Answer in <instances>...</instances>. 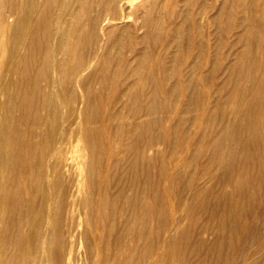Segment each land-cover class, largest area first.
Returning <instances> with one entry per match:
<instances>
[{"label":"bare ground","instance_id":"1","mask_svg":"<svg viewBox=\"0 0 264 264\" xmlns=\"http://www.w3.org/2000/svg\"><path fill=\"white\" fill-rule=\"evenodd\" d=\"M197 1L0 0V264H48L29 258L43 248L31 240L45 236L52 264H71L76 245L60 253L63 231L45 230L48 219H62L60 205L72 219L83 211L85 235L101 241L91 228L100 213L94 191L81 197L87 186L102 195L100 206L116 212L123 204L125 230L130 222L141 229L157 224L165 240L151 257L186 222L191 235L204 241L213 233L214 246H227V264H264L262 7L259 0H210L205 11H195ZM245 5L249 14L234 18ZM68 111L70 124L61 132ZM115 119L118 138L107 129ZM43 138L50 154L38 170L28 156ZM82 140L77 157L73 148ZM15 159L17 175L7 172ZM4 206L11 220L3 229ZM68 230L73 238L75 229ZM137 238L127 241L131 258ZM106 252L98 264L110 263Z\"/></svg>","mask_w":264,"mask_h":264},{"label":"rangeland","instance_id":"2","mask_svg":"<svg viewBox=\"0 0 264 264\" xmlns=\"http://www.w3.org/2000/svg\"><path fill=\"white\" fill-rule=\"evenodd\" d=\"M259 2H260V6L262 7L261 8V15H263V19H264V0H259ZM207 4H210V0H198L196 3H195V6L196 7H194L195 8V11H199V10H204L205 8H207L206 7V5ZM232 6H236V5H232ZM245 7V9L243 10V8ZM237 9H239V10H237ZM237 9H235V13L236 14H234L233 13V15L235 16L236 15V17H234V18H236V19H241V18H243L244 16H246V15H248L249 14V10H247L246 11V9H248L247 8V6L245 5V6H240V8H239V6L237 7ZM241 9H242V11H241ZM237 10V11H236ZM205 11V10H204ZM240 12V13H239ZM244 12H247L246 13V15H245V13ZM210 15V14H209ZM238 16V17H237ZM239 21V20H238ZM128 51V52H127ZM125 53H126V55L128 56V57H131L132 56V52L130 51V49H128V48H126L125 49V51H124ZM131 53V54H130ZM211 65H209V68L211 69V67L213 68V63H210ZM211 66V67H210ZM121 101V100H120ZM119 104V105H118ZM117 105H118V107L120 108V107H122L123 106V103L122 102H119V100H117ZM66 110V109H65ZM65 112H67V111H65ZM65 115H67V116H65ZM62 117L63 118H65V119H63L62 118V120H61V122H60V127L59 128H61L60 129V131L61 132H63V131H66L67 129H68V127H69V118H71V115L69 114V111H68V113H66V114H64V116L62 115ZM66 119H68V120H66ZM65 120V121H64ZM63 121H64V123H63ZM67 121V122H66ZM69 123V124H68ZM113 123V125L111 124V126H108V130L110 131V132H112L114 135H115V137L116 138H118V132H117V129L118 128H116V127H118L119 126V124H118V121H116V119L112 122ZM115 123H117V124H115ZM68 125V126H67ZM113 126V127H112ZM110 127H111V129L112 130H110ZM114 128H116V129H114ZM64 129V130H63ZM66 129V130H65ZM106 128H105V133L107 132L106 130H107ZM114 130H115V132H114ZM104 131V130H103ZM83 141V142H82ZM82 141H80L79 143H77L76 144V146L73 148L74 149V154L75 155H77V157H79L80 155H82V153H84V151H81V149L83 150L84 148H85V140H82ZM42 142H44V144L42 143ZM84 143V144H83ZM83 144V145H82ZM42 145V146H41ZM45 146V148H42V147H44ZM24 146H22V147H19L18 148V151H20V150H22L23 151V148ZM35 147L37 148H35L34 149V151H33V153H32V156H28V157H30L29 158V160H31V162H30V165L33 163V165L32 166H34L35 168H37L38 170L41 168V166H42V158H45V156H49V152L50 151H47V153H45V149H46V140H45V138H43V139H41L40 140V142H38L36 145H35ZM39 147H40V149H39ZM42 148V149H41ZM79 148H81L80 149V153H79V151H78V149ZM39 149V150H38ZM44 149V150H43ZM120 148H118V151L120 152L121 150H119ZM35 150H37V151H35ZM77 150V151H76ZM39 151H40V153H39ZM77 152L79 153V154H77ZM43 153L45 154V155H43ZM23 154H25V153H23ZM91 154V153H90ZM34 156V158H32ZM91 156V155H90ZM42 157V158H41ZM38 158V159H37ZM88 159L89 158H85V162L86 161H88ZM33 160H34V162H33ZM36 160V161H35ZM40 160V161H39ZM44 160V159H43ZM16 161H18L17 159H15V161H11L10 163H9V165L7 166V172H10V174H15L16 173V175L19 173L18 171L19 170H21V167L19 166V162H16ZM38 163V164H37ZM36 164V165H35ZM14 165V166H13ZM9 166H10V168H9ZM16 166H17V168H16ZM19 166V167H18ZM15 168L16 169H18L17 170V172H15L16 170H15ZM27 178V177H26ZM26 180H28V178L26 179ZM88 185V184H87ZM87 185H84L83 186V189L87 186ZM29 186V185H28ZM39 186V187H38ZM63 187V190H62V187ZM37 187L39 188L38 190H39V192H38V190H37ZM41 185H40V183H39V185H37L36 186V193L35 194H37V197H36V195H35V199H34V202H33V204H34V206H33V213H34V217L37 215V213H38V211H36V210H38L39 209V201H40V197H41V194H42V191H43V189L41 190ZM64 187H65V185H64V183L62 182L61 183V185H60V188H58V190H57V194L59 195V196H61L59 193L61 192V194H63L62 192L64 191ZM86 188H87V191H86ZM84 190H83V193H82V195H81V197H85V196H87L88 194H89V192L90 193H92L93 191V193L92 194H94L95 195V198L97 199L96 200V202L98 203V205H97V207L95 208L96 209V212L98 213V211H100V213H98V214H96L94 217V223H93V226L91 227V228H93L94 229V234H98V233H100L99 235L100 236H102L103 238H105V240L103 239V238H101V241H99L98 240V238H95V236L94 237H90V238H88L86 235H85V232H86V230H87V227L89 226L88 224H87V222H88V216L85 214V217H83L84 216V212L82 211V213L80 212L79 213V215H80V217H79V215H77V214H75V215H77V216H74V218L72 219L71 217H72V215L70 214V211H69V209L67 208V207H63L62 205H60V207H59V210L61 211V212H63V211H65L64 213H62V214H60V211H59V216H60V218L62 217V219L59 221V222H57V223H51V220L50 219H48V221L46 222V229L45 230H49L50 229V231H54L56 234H57V236H58V234H62V231H63V237L61 238V236L59 235V238H57V244H58V247L60 248H58L59 249V251H60V253H62L63 252V250L65 251H67L68 249H69V246L71 245L72 246V244H74V245H76V246H74V247H71L73 250H72V256H71V264H98V262H99V258H100V256H99V252L101 251V249H102V252H103V250H105V252L107 251V249H108V251L106 252V254L107 255H109V257H110V263L109 264H147L148 262L150 263V259H151V264H157V261H158V264H227V262H226V258H227V254H228V249H227V246H214L213 244L215 243V240H216V236L212 233V234H210L209 235V237H207L206 238V240H204V241H202L201 240V237L198 235V234H193V235H191L192 234V232H190L189 230L191 229V228H189V229H187V231H189V232H187V231H185L184 229H185V226H186V228H188L189 226H187L186 225V222L183 224L184 225V229H180L181 231H178V233H176L175 234V236H177V237H175V239H174V242L172 241V243H169L168 244V242L167 241H164V247L162 248L163 250H161V253H157V255H156V253H154V256L153 257H151L152 255H153V253H152V249H154L157 245L156 244H160V243H162L163 242V240H165V239H163V238H161V237H163V234H164V232H160L161 230H160V228L157 226V224H154V225H146V226H144L145 228H147V229H145V228H137V224L134 222V223H131L130 222V229H128V230H125L126 228H125V225L124 224H126L127 222V220H128V217H129V215H127L128 213H126V211H125V207H122V205L123 204H120V205H118V207H117V209H116V212H113V211H115V209L113 208V207H111V206H103V205H101L100 206V203H101V200H102V195L101 194H99L100 192L99 191H97V189H94L95 187H91V188H89V186H87ZM61 189V191H59ZM89 189V190H88ZM114 189V188H113ZM89 191V192H88ZM85 192V193H84ZM115 193V191H113L112 190V194H114ZM83 194H84V196H83ZM87 194V195H86ZM97 194H98V197H97ZM58 196V197H59ZM63 196H64V194H63ZM62 196V197H63ZM101 196V197H100ZM63 198H65V197H63ZM63 198H61V197H59V200L62 202V200H63ZM99 198V199H98ZM39 199V200H38ZM36 200V201H35ZM175 203V198H172V200H171V204H174ZM36 204H38V205H36ZM36 205V206H35ZM37 206H38V208H37ZM62 206V207H61ZM65 206H67V205H65ZM5 207V206H4ZM4 207L3 208H1V209H4ZM104 207V208H103ZM172 208H173V205L171 206ZM67 208V209H66ZM106 208V209H105ZM112 208V209H111ZM99 209V210H98ZM121 209H122V211H121ZM2 211V213H4V215L1 217L2 218V222H1V227H3V229H4V227H6L8 224H9V222H10V218H9V216H10V213H9V209L7 208V207H5V211H3V210H1ZM35 211H36V213H35ZM108 211V212H107ZM119 211H121V214L119 213ZM105 212V213H104ZM117 212L120 214H117ZM7 213V214H6ZM104 213V214H103ZM123 213H125V215L126 216H124V214ZM183 213H184V211H183ZM65 214H67L66 216H67V218H65L64 219V216H65ZM107 216H106V215ZM112 214H114V217L112 216ZM82 216V217H81ZM101 216H102V220H101ZM121 216V217H120ZM75 217H76V220L74 221V219H75ZM77 217H79V218H77ZM97 217V218H96ZM124 219H123V218ZM5 218V219H4ZM9 218V219H8ZM59 218V219H60ZM70 218L73 220V222L72 221H69L70 220ZM103 218H104V220H103ZM114 218V219H113ZM67 219V220H66ZM86 219V220H85ZM112 219V220H111ZM65 220V221H64ZM69 221V222H68ZM83 221V222H82ZM123 221H124V223H123ZM61 222V223H60ZM71 222H72V224H71ZM79 222V223H78ZM85 222H86V224H85ZM96 222V223H95ZM98 222H99V224H100V226L98 225ZM101 222V223H100ZM103 222V223H102ZM48 223H49V225H48ZM75 223V224H74ZM111 223V224H110ZM120 223V224H119ZM63 224V225H62ZM80 224H82L81 226H80ZM85 224V225H84ZM103 224V225H102ZM122 224V225H121ZM134 224V225H133ZM51 225V226H50ZM53 225V226H52ZM67 225H69V226H66ZM75 225H76V227H77V230H76V228H75ZM87 225V226H86ZM95 225V226H94ZM132 226H133V228H135V230L132 228ZM135 226V227H134ZM155 226H157V227H155ZM64 227H66V228H64ZM72 227H74V228H72ZM82 227V228H81ZM84 227H86L85 229H84ZM101 227V228H100ZM104 227V228H103ZM108 227H109V229H108ZM123 229H122V228ZM155 227V228H154ZM111 228H112V230H111ZM150 228H151V230H150ZM182 228V227H181ZM261 228L262 229H264V224H261ZM56 229H58V230H56ZM66 229V230H65ZM68 229H75V231H76V234H74L73 235V238H72V236H67L68 234H67V231H69ZM78 229L80 230V234H79V231H78ZM103 229H105V230H103ZM114 229V230H113ZM158 229L160 230V231H158ZM47 230V231H48ZM97 230V231H96ZM99 230V231H98ZM101 230V231H100ZM125 230V231H124ZM142 230V231H141ZM145 230V231H144ZM151 232H150V231ZM105 231V232H104ZM112 231V232H111ZM122 231H124V232H122ZM144 231V232H143ZM152 231H154V232H152ZM183 231V232H182ZM58 232V233H57ZM101 232H102V235H101ZM110 232V233H109ZM160 232V233H159ZM112 233H113V235H112ZM119 234L120 236H118L117 234ZM124 233V234H123ZM131 233V234H130ZM146 233H148V234H146ZM149 233H150V235H149ZM157 233V234H156ZM158 233L160 234V235H158ZM162 233V234H161ZM191 233V234H190ZM78 234H79V236H78ZM83 234V235H82ZM104 234V235H103ZM105 234H106V236H105ZM108 234V235H107ZM144 234V235H143ZM152 234H153V236H152ZM186 234H187V236L189 235V237H187L186 236ZM76 235V236H75ZM80 235H82L81 236V238L82 239H80L79 237H80ZM109 235H111V236H109ZM130 235V236H129ZM147 235H149L150 237H146ZM179 235H180V237H179ZM185 235V236H184ZM108 236V237H107ZM116 236V237H115ZM140 236H142V237H140ZM148 239V240H150V241H148L145 237ZM157 236V238H155ZM159 236H160V240L158 239L159 238ZM78 237V238H77ZM112 237V238H111ZM121 237V238H120ZM126 238V239H124V238ZM128 237V238H127ZM135 237H140L139 238V242L137 243L138 244V250H137V252H136V254H135V257L134 258H131L130 256H128L127 255V247L129 248V243H130V245L132 244V242L134 241H132V238H134L135 239ZM179 237V238H178ZM184 237V238H183ZM75 238V239H74ZM84 238H85V240H84ZM111 238V239H110ZM137 238V239H138ZM141 238H142V240H141ZM153 239V241H152V239ZM177 238V239H176ZM45 239V240H44ZM90 239H92L91 241H90ZM120 239V240H119ZM131 239V241H129V243L127 242L128 240H130ZM157 239V240H156ZM179 239V240H178ZM62 240V241H61ZM78 240V241H77ZM103 240V241H102ZM111 242H110V241ZM114 240V241H113ZM126 240V241H125ZM146 240H147V242H146ZM181 240V241H180ZM77 241V242H76ZM79 241H81V242H79ZM85 241H87V243L85 242ZM91 243H90V242ZM97 241H98V243L99 244H97ZM108 241V242H107ZM145 241V242H144ZM152 241V242H151ZM178 241V242H177ZM31 242H32V246L34 247L35 245H36V247H37V245H40V244H42V243H40V242H43V244L41 245L43 248L41 249V251L42 250H44L43 251V255L41 254L42 252L41 251H35L33 254L34 255H31L29 258H30V260L31 261H34V259H36V260H38V259H40V257H44V259H45V261H47L48 262V264H52V253H50L49 252V250H47V248H48V244H49V240H48V237L47 236H45V237H43L39 242H34V240H31ZM64 242H68L67 244H68V246L66 245V243H64ZM118 242H120L121 244H124V245H122L121 246V244L120 243H117ZM148 242H149V244H148ZM151 242V243H150ZM177 242V243H176ZM35 243H38V244H35ZM40 243V244H39ZM78 243V244H77ZM106 243V244H105ZM140 243H143V244H140ZM60 244V245H59ZM70 244V245H69ZM89 244V245H88ZM92 244H94V245H92ZM100 244H102V245H100ZM111 244V245H110ZM117 244V245H116ZM120 244V245H119ZM79 245V246H78ZM86 245H87V247H86ZM91 245V246H90ZM100 245V246H99ZM107 245V246H106ZM114 245L115 246H119V247H114ZM126 245H128V246H126ZM140 245H141V247L142 248H140ZM168 245V246H167ZM170 245V246H169ZM172 245V246H171ZM177 245V246H176ZM65 248H64V247ZM67 246V247H66ZM93 246V247H92ZM173 246H174V248H173ZM79 247V248H78ZM89 247V248H88ZM98 247V248H97ZM108 247V248H107ZM169 247H171V253L172 254H170L169 255V258H165V256H166V253H167V250H168V248ZM63 248V249H62ZM90 248L91 249H93V250H90ZM96 248V249H95ZM118 248H119V250H118ZM123 248V251H124V255H125V257H124V255H122L121 254V252H120V250ZM124 248H126V250L124 249ZM146 249V251H145V249ZM90 251H88V250ZM143 249V250H142ZM253 250V249H252ZM48 251V252H47ZM75 251V252H74ZM77 251H78V253H77ZM92 251V252H91ZM93 251H95V252H93ZM115 251H116V253H115ZM140 251V252H139ZM37 252V253H36ZM47 252V253H46ZM110 252V253H109ZM126 252V253H125ZM144 252H146L145 254H144ZM164 253V255H162L163 253ZM36 253V254H35ZM74 253V254H73ZM88 253V254H87ZM114 253L116 254V256H114V257H112L113 255H114ZM143 253V254H142ZM78 255L77 257H76V255ZM219 254H221V256H223L222 257V259H221V261H219L218 262V255ZM79 255H80V257H79ZM98 257H97V256ZM111 255V256H110ZM121 255V256H120ZM127 255V256H126ZM118 256H120L121 257V261H120V257L118 258ZM140 256V257H139ZM39 257V258H38ZM115 257H117V258H115ZM127 257H128V259L130 260H128L127 259ZM130 257V258H129ZM75 258H76V262L74 261L75 260ZM81 258V259H80ZM138 260H137V259ZM148 258V259H147ZM155 258V259H154ZM74 259V260H73ZM97 259V260H96ZM117 259H119L118 260V262H115V261H117ZM125 261H124V260ZM133 259V260H132ZM155 260V262H154V260ZM164 259V260H163ZM166 259V260H165ZM78 260H79V262H78ZM81 260V261H80ZM115 260V261H114ZM142 260V261H141ZM97 261V263H95ZM114 263H113V262ZM124 261V262H123ZM128 261V262H127ZM133 261V262H132ZM137 261V262H136ZM146 262V263H144V262ZM120 262V263H119ZM130 262V263H129ZM141 262V263H140ZM263 263V262H262ZM239 264H243V261L242 260H240L239 261Z\"/></svg>","mask_w":264,"mask_h":264}]
</instances>
